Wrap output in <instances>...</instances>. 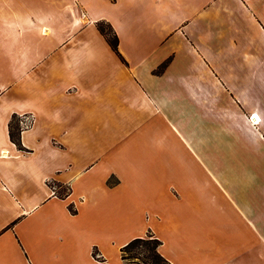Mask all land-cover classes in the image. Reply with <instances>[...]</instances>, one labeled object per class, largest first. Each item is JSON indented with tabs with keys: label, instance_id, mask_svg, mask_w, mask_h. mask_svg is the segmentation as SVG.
<instances>
[{
	"label": "crops",
	"instance_id": "obj_1",
	"mask_svg": "<svg viewBox=\"0 0 264 264\" xmlns=\"http://www.w3.org/2000/svg\"><path fill=\"white\" fill-rule=\"evenodd\" d=\"M147 231L264 264V0H0V264H125Z\"/></svg>",
	"mask_w": 264,
	"mask_h": 264
},
{
	"label": "trees",
	"instance_id": "obj_2",
	"mask_svg": "<svg viewBox=\"0 0 264 264\" xmlns=\"http://www.w3.org/2000/svg\"><path fill=\"white\" fill-rule=\"evenodd\" d=\"M96 27L106 39L113 51L119 55L117 50L118 37L111 25L105 21H98L96 22ZM165 64L166 61L162 62L157 67L155 72H160ZM11 137L16 145L22 149L19 140L14 135H11ZM57 186H60V188L56 190L57 194L61 197L66 196L69 191L68 187L63 185ZM68 208L71 212H75V209L72 205H69ZM160 243L161 241L156 236H154L151 231H147L145 236L135 237L121 247V258L125 264H172L158 251V245ZM92 255L100 262V264H108L99 254V251L96 247L92 249Z\"/></svg>",
	"mask_w": 264,
	"mask_h": 264
},
{
	"label": "rangeland",
	"instance_id": "obj_3",
	"mask_svg": "<svg viewBox=\"0 0 264 264\" xmlns=\"http://www.w3.org/2000/svg\"><path fill=\"white\" fill-rule=\"evenodd\" d=\"M73 206V205H72ZM136 261V260H135ZM131 264H134V263H131ZM186 264H188L187 262H186Z\"/></svg>",
	"mask_w": 264,
	"mask_h": 264
}]
</instances>
